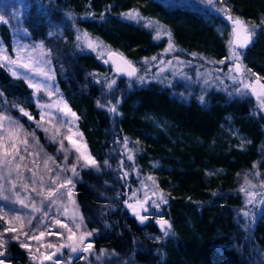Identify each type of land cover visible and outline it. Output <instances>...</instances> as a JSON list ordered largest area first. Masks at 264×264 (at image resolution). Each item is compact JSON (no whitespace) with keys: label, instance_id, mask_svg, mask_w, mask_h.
Masks as SVG:
<instances>
[{"label":"trees","instance_id":"trees-1","mask_svg":"<svg viewBox=\"0 0 264 264\" xmlns=\"http://www.w3.org/2000/svg\"><path fill=\"white\" fill-rule=\"evenodd\" d=\"M214 1L255 28L241 49L242 76L264 85V0H24L22 20L97 161L76 175L74 207L93 232L79 264H264V199L242 214L248 191L264 194V93L199 96L177 82L127 77L109 51L99 58L82 44L91 36L140 68L169 43L180 56L221 59L233 25ZM0 32L11 48L9 28ZM0 90L36 113L33 89L1 64ZM161 218L170 229L161 230ZM5 242L4 259L20 264V239Z\"/></svg>","mask_w":264,"mask_h":264},{"label":"rangeland","instance_id":"rangeland-1","mask_svg":"<svg viewBox=\"0 0 264 264\" xmlns=\"http://www.w3.org/2000/svg\"><path fill=\"white\" fill-rule=\"evenodd\" d=\"M23 4L24 0H0V17H3L0 20V28L2 24L6 25L9 28L11 36V48H8L0 32V53L12 59H16L19 55L21 62L30 63V68L24 69L18 65H12L2 60H0V64L13 77L25 80L29 86L31 84H39L41 89L37 92L30 86L33 89L34 97L32 100L36 113L33 110L30 111V109L24 108L30 113L33 119L24 116L20 112V109L23 107L16 100L8 97L0 90V115L11 117L20 126L22 133L29 134L27 136L29 152L33 154L38 153V155H29L22 151V154L25 155V160L22 164L27 165L29 168H35V165L32 163L35 160V163L39 165V168H35V170L40 175H43L45 180L41 182L39 176H37L36 182L33 183L32 172L23 167L21 168L22 177H17L15 172L9 175L7 168H0V185L3 186L0 189V213L6 216V219L1 220L0 225L6 227V220L10 219L13 215L19 214L24 218L25 224L29 220L31 221V225L24 229V231L29 233V236H39L41 231L45 233L44 237L40 240H30L28 237L19 234L21 243L30 245V248H25L24 258H18L20 264H57V262L59 264H79L78 260L74 258L79 253V250L73 252V254H76H72L67 260L59 251H56L57 248L60 249V245L65 247L76 246L80 249L91 242V237H89L82 245L76 243L81 232L90 230L85 227L84 223L79 230L74 227L72 218L75 217V222L78 223L80 216L73 203L77 178L76 175L73 176L71 168L73 165H76V171H78L80 164L85 162L83 160H80L79 163L77 162L79 153L76 152L75 147L66 137L72 136L76 139L82 150L83 145L86 144L87 153L91 156L92 154L89 151L83 132L78 125L77 114L76 117H72L70 113L63 111L65 103L68 107L70 105L56 85L53 67L44 57L41 42L33 38L29 27L22 20L19 10ZM213 4L215 7L221 9L224 14L228 13V10L227 12L225 11L226 7L219 2L214 1ZM244 24L247 25L245 22ZM76 34L78 35V32ZM231 41L232 44L230 45L228 55L221 59L198 55L180 56L177 53L178 48L172 47L173 45L169 43L163 51L155 56L156 59L146 60L142 68L135 63L138 66L136 77L144 81L159 78L164 83L176 84L177 82L180 84L178 86L180 89L190 91V93L193 92L192 90L197 91L199 96L209 88H229L233 95L242 93L251 94V88L244 89V84H251L250 80L242 76L244 72L236 74L233 70V62L235 60H241L242 49L236 48V51L239 53V59H233L231 56V52L235 46L233 31ZM89 42L98 45L96 39L89 36L82 40L83 47L92 50L99 58L104 57L110 50L104 47V45L89 48ZM170 44L171 48H169ZM25 49L27 50L26 53ZM27 56H31L32 61H29L26 58ZM221 60H225V63H220ZM12 69L17 72V75L14 76L12 74ZM42 73H47V75L45 76ZM117 77L118 75L114 76L113 80H116ZM71 110L75 112L72 108ZM41 114H44V120H41ZM4 128L5 132L3 134L7 135V130L9 129L7 119L4 121ZM70 128L71 131H69ZM45 129L49 130L45 131ZM56 129H59V131L57 132ZM78 134H82V136ZM53 136H55V139H53ZM61 140H63L64 148L67 149V152L60 147ZM4 143L8 145L10 142L5 139ZM21 148H23L22 145ZM48 157L52 159L48 160L47 168H45L44 160ZM57 175H59L60 180L56 184H53L52 179ZM257 175L260 178H264V174L261 172H258ZM67 178L73 180L74 186H68L72 191V196L70 198L67 197L66 189L61 188L56 197L48 199V190L63 183ZM13 183L16 185L15 188L12 186ZM25 183L29 185L27 189L23 187ZM262 183L264 184V180ZM33 188L36 191H32ZM250 193H254L255 195L250 197ZM4 197L8 199H4ZM260 197L264 199L262 192L248 191L245 199L246 206L243 208L242 214L245 212L249 213V209L251 210L253 208L251 204ZM19 199H23L25 204L29 206H21L17 202ZM249 199L252 200L251 203H249ZM32 204H35L36 208H39L40 211H36L35 208L31 207ZM244 218L246 219V216ZM56 220L68 223L72 227L73 232L76 233V240H68V236L72 235V233L68 229L61 228L60 225L56 224ZM0 231H2V228H0ZM55 232L62 233L63 235L57 236L51 234ZM17 234L11 232L4 233L0 236V239L6 241ZM49 244L55 245L56 248L47 247ZM52 253H55V255L52 256L51 260L44 259L45 255H51ZM0 259L4 260V264L13 263L5 260L4 257H0Z\"/></svg>","mask_w":264,"mask_h":264},{"label":"snow or ice","instance_id":"snow-or-ice-1","mask_svg":"<svg viewBox=\"0 0 264 264\" xmlns=\"http://www.w3.org/2000/svg\"><path fill=\"white\" fill-rule=\"evenodd\" d=\"M211 2H212V0H209V3H211ZM229 8H230V6L226 5L225 11L227 12V10ZM2 19H3V17H0V20H2ZM226 19H228L233 25V37L235 40V46L233 47V50L231 52V56L233 59H239V53H238V51H236V48H244L247 46V44L250 42L251 33L255 31V28L245 25L243 21L239 20V18H234L231 15L226 14ZM158 35H159V33H158ZM229 43L232 44V41H229ZM88 46H89V48H95L98 45H95L92 42H89ZM169 48H171V44L169 45ZM26 52H27V50L25 49V53ZM26 58L29 61H32L31 56H27ZM153 59H156V58L153 57ZM225 59H227V58H225ZM0 60L7 61L9 64H12V65H18L19 67H22L24 69L30 68V63L21 62V57L19 55L17 56L16 59H12L9 56L0 53ZM126 63L128 65V68L131 69V71H129L127 74L129 76L134 75L136 72V69L131 65V62H126ZM220 63H222V64L225 63V60H221ZM235 68H236V71H240V65L239 64H236ZM117 70L120 71L119 68ZM11 71H12V74L14 76L17 75V72L14 69H12ZM42 74H44L45 76L47 75V73H42ZM112 83L114 84L115 81H113ZM30 86L33 87L37 92H39L41 89V86L39 84H31ZM111 86L112 85L110 84L109 87H111ZM261 87L264 88V85H262ZM249 88H251L252 91L255 92V88H252V85L244 84V89H249ZM261 107H264V101L261 102ZM111 110L115 111V108H112ZM63 111L70 113L72 117H76V113L73 112L71 110V108L68 107V105L66 103L64 104ZM20 112L24 116H27L29 119H33V117L30 115V113H28L24 108H21ZM6 119L9 122V129L7 130V135H4L3 134L5 132L4 121ZM44 119H45L44 114H41V120H44ZM48 130L49 129H45V131H48ZM56 131L58 132L59 129H56ZM69 131H71V128L69 129ZM28 135L29 134H27V133H22L20 126L17 125L15 123V121L12 120L11 117H5L3 115H0V168H7L9 175H11L13 172H15L17 177H22L21 168L23 167L26 170L32 172L33 183L36 182L37 176H39V180L41 182H43L45 180V177L43 175H40L35 170V168H39V165L35 163V160H33V162H32L35 165V168H29L27 165L22 164V162L25 160V155L22 154V151L24 153H28L29 155H38V153L33 154V153L29 152L28 139H27ZM78 135L82 136V134H78ZM21 136L23 137L22 139H21ZM66 138L75 147L76 152L79 153V156L77 158L78 163L80 160H83L85 162L86 166H97V161L95 160V158L92 157L89 153H87L86 144L83 145V150H82L81 146H79L78 141L76 139H74L72 136H68ZM5 139H7L10 142L8 145H6L4 143ZM53 139H55V136H53ZM21 145L23 146V148H21ZM60 147L62 150L67 152V149L64 148L63 140L60 141ZM129 151H131V150H129ZM50 159H52V158L48 157L46 160H44L45 168H47L48 160H50ZM65 159H67V157H65ZM128 159L132 160L133 157L131 155H129ZM105 163H107V162H105ZM71 171H72L73 176L77 175L76 165L72 166ZM58 180H60L59 175H57L56 177H54L52 179V183L56 184V182ZM70 185L74 186L73 180L71 178H67L63 183L58 184L54 188H50L47 192V198L52 199L53 197H56L57 193L59 192V190L61 188L66 189V196L70 198L72 196V191L68 187ZM12 186H13V188H15L16 187L15 183H13ZM2 187L3 186L0 185V189H2ZM23 187L25 189H27L29 187V185L27 183H25L23 185ZM32 191H36V189L33 188ZM241 191H244V189L242 188ZM249 195L251 197L255 194L250 193ZM4 199H8V198L4 197ZM161 199H163L162 195H161ZM17 202L21 206H24V207L29 206V205L25 204V201L23 199H19ZM164 202L167 203L166 200H164ZM251 202H252V200L249 199V203H251ZM73 203H74V201H73ZM128 206H129V208H134V205L130 204ZM141 206L143 207V205H141ZM31 207L35 208L36 211H40L39 208H36L35 204H32ZM156 207L158 208L159 205L157 204ZM145 211H147V209H145ZM243 215L247 216L248 213L245 212V213H243ZM4 219H6L5 214L0 213V220H4ZM72 219L74 222V227L77 230L81 229L82 224H83V218L81 217L80 221L78 223L75 222V217H73ZM139 219L143 222L144 220L147 219V217L146 216H139ZM6 223H7L6 227L0 225V228H2V231H0V236H2L4 233L11 232V233H18L17 235L12 237V239H15V240H19V234H22L25 237H28V239H30V240L31 239L40 240L45 235V233L43 231H41L39 236H29V233L27 231H24V229L31 225V221L29 220L28 223L25 224L24 218L19 214L11 216L10 219L6 220ZM55 223L60 225L61 228L68 229V231L70 233H72V235L68 236V240H76V233L73 232L72 227H70L68 223H63L60 220H56ZM157 223L160 225L161 230H166V229L171 228V225L165 219L161 218L157 221ZM51 234L57 235V236L63 235L62 233H59V232H55V233H51ZM92 235H93V232L85 230V231L81 232L78 240H76V243L82 245L84 243V241L87 240ZM20 246L23 248H30V245L27 243H21ZM47 247L56 248V246L53 244H49V245H47ZM91 247H92V243L89 242L86 247H82L79 250L84 251V252H89ZM4 249H5V241L3 239H0V257L5 256V250ZM71 250L73 252H76L78 250V248L76 246H71ZM37 251H39V249H37ZM56 251H59V249L57 248ZM53 255H55V253H52L51 255H45L44 259L51 260ZM0 264H4L3 259H0ZM57 264H59V262H57Z\"/></svg>","mask_w":264,"mask_h":264},{"label":"water","instance_id":"water-1","mask_svg":"<svg viewBox=\"0 0 264 264\" xmlns=\"http://www.w3.org/2000/svg\"><path fill=\"white\" fill-rule=\"evenodd\" d=\"M108 58L112 66L114 67L115 71L118 74H121L127 77H133L138 72V66L132 60H130L126 55H124L122 52L118 50H115V49L109 50ZM126 62H131V65L136 69V72L134 75L129 76L127 74L129 71H131V69L128 68V65ZM236 64L240 65V71H236V68H235ZM118 68L120 69V71L117 70ZM233 70L236 74H241L243 72V66L240 60H235L233 62ZM261 86H262L261 81L258 78L253 80V88H255V91L259 90L262 93H264V88H262Z\"/></svg>","mask_w":264,"mask_h":264}]
</instances>
